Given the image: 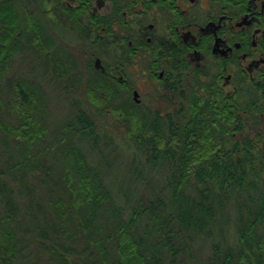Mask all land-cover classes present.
Masks as SVG:
<instances>
[{
	"label": "trees",
	"instance_id": "trees-1",
	"mask_svg": "<svg viewBox=\"0 0 264 264\" xmlns=\"http://www.w3.org/2000/svg\"><path fill=\"white\" fill-rule=\"evenodd\" d=\"M61 9L0 0V264H264V87L243 83L231 106L196 71L167 85L179 107H142L85 57L88 21ZM22 55L29 68L12 75ZM52 92L69 102L64 117ZM101 113L127 134L119 178Z\"/></svg>",
	"mask_w": 264,
	"mask_h": 264
},
{
	"label": "flooded vegetation",
	"instance_id": "flooded-vegetation-1",
	"mask_svg": "<svg viewBox=\"0 0 264 264\" xmlns=\"http://www.w3.org/2000/svg\"><path fill=\"white\" fill-rule=\"evenodd\" d=\"M61 2L69 8L61 9L62 17L88 21L97 49L93 63L99 57L124 82L123 70L132 65L142 64L162 91L179 80L192 82L197 71L202 80L213 79L231 106L243 83L264 87V0ZM132 95L141 102L137 88ZM258 96L263 111L255 125L264 128V93Z\"/></svg>",
	"mask_w": 264,
	"mask_h": 264
},
{
	"label": "rangeland",
	"instance_id": "rangeland-1",
	"mask_svg": "<svg viewBox=\"0 0 264 264\" xmlns=\"http://www.w3.org/2000/svg\"><path fill=\"white\" fill-rule=\"evenodd\" d=\"M71 30H75V29L72 28ZM63 32L67 37L70 36L69 37L70 39L73 38L74 41L72 42H75V40L78 38L77 37L78 35L80 36L79 32H77V34L72 33L71 35L66 30H63ZM86 34L88 36L84 34L85 37L82 38L83 37L82 36L80 39H77V43L81 44V46L85 44V47L86 46L88 47L89 52L85 53V57L89 59L90 57H93L97 49L96 47L92 46L91 34L90 33H86ZM28 68H29L28 58H26L25 55L17 56L16 61L14 62V65L12 67V75H15L19 71ZM123 72L126 78L125 83L130 86L131 93L133 88H137L141 93L142 100L140 102V105H142V107L145 106V108L148 107L151 110H157L162 113L169 110H174L175 108L179 107L180 105L179 98L173 95L169 91L160 90L157 83L148 79L147 73L144 72V67L142 64H139V66L132 65L130 67H126L123 70ZM69 88L72 89L70 86L68 88L59 87L58 89H56V91L62 94L64 97H66L68 96ZM226 88L229 89L230 87H226ZM71 92L73 93L72 97H76V96H81V98L84 97L82 92H78V91H71ZM51 97H52L51 109H50L51 113L54 114L56 118L64 117V115L68 110V105H69L68 100H66L64 97L57 94L56 92H52ZM98 122L100 124L99 127L103 128V131L106 132L107 134L112 135L118 144L117 148L113 152L116 156V161H117L113 163L115 165V166L113 165V170L116 174L115 176L119 178L120 170L121 169H123V171L125 170L124 162H127L125 160H129L131 156L130 150L126 144V141H128V139H127V134L125 132V128H123V126L121 125L118 119L107 113L99 114ZM253 131L254 130H251V134L254 133ZM2 148H3L2 141L0 139V150H2ZM96 152L98 158H100L101 156L99 152L98 151ZM108 153L112 154L110 150H108ZM106 157H108L107 153H106ZM207 248L208 246L205 244L202 247L201 251L204 252L205 254V249ZM197 252L199 253V251L196 250V254Z\"/></svg>",
	"mask_w": 264,
	"mask_h": 264
},
{
	"label": "water",
	"instance_id": "water-1",
	"mask_svg": "<svg viewBox=\"0 0 264 264\" xmlns=\"http://www.w3.org/2000/svg\"><path fill=\"white\" fill-rule=\"evenodd\" d=\"M95 66L97 67V68H101L102 70H105V66L103 65V63H102V61H101V59L98 57V58H96V60H95ZM137 95H138V92L137 91H135V97L137 98Z\"/></svg>",
	"mask_w": 264,
	"mask_h": 264
}]
</instances>
